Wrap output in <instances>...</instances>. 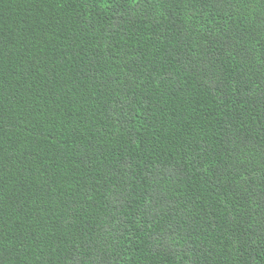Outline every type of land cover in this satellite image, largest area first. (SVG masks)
Listing matches in <instances>:
<instances>
[{"label": "trees", "instance_id": "trees-1", "mask_svg": "<svg viewBox=\"0 0 264 264\" xmlns=\"http://www.w3.org/2000/svg\"><path fill=\"white\" fill-rule=\"evenodd\" d=\"M0 264H264V0H0Z\"/></svg>", "mask_w": 264, "mask_h": 264}]
</instances>
